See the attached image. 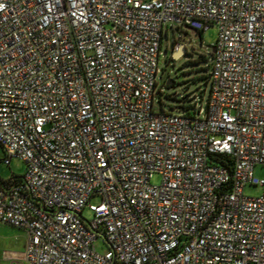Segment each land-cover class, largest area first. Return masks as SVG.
Returning a JSON list of instances; mask_svg holds the SVG:
<instances>
[{"label": "built area", "instance_id": "obj_1", "mask_svg": "<svg viewBox=\"0 0 264 264\" xmlns=\"http://www.w3.org/2000/svg\"><path fill=\"white\" fill-rule=\"evenodd\" d=\"M168 24L219 30L204 116L155 109ZM0 144L31 264H264V0H0Z\"/></svg>", "mask_w": 264, "mask_h": 264}, {"label": "rangeland", "instance_id": "obj_2", "mask_svg": "<svg viewBox=\"0 0 264 264\" xmlns=\"http://www.w3.org/2000/svg\"><path fill=\"white\" fill-rule=\"evenodd\" d=\"M218 34L217 27H211L204 33H200L186 25L168 24L165 26L158 74V82L162 85L163 96L159 97L157 94L155 98L156 110L183 114L184 110L179 107H196V110H203L202 116L205 115L210 93L206 77L212 64V50L217 42ZM181 44L186 48V52L179 58L173 57V53L180 48ZM169 79L174 82L171 86L167 84ZM5 157V150L0 144V179L7 180L13 176H23L26 171V163L20 158L13 157L10 165H7L3 161ZM254 175L260 180L264 179V166H257ZM152 183L160 184L161 176L155 174ZM262 194L261 186L245 188L247 196L258 197ZM100 202L101 199L97 196L91 200V204L94 205ZM84 217L88 220L94 217L88 207L84 210ZM26 243L27 233L25 230L0 227V264H31L21 259V251L25 249ZM96 250L104 254L107 251V246L99 241L96 244ZM11 253H17L19 260L5 258V255Z\"/></svg>", "mask_w": 264, "mask_h": 264}, {"label": "water", "instance_id": "obj_3", "mask_svg": "<svg viewBox=\"0 0 264 264\" xmlns=\"http://www.w3.org/2000/svg\"><path fill=\"white\" fill-rule=\"evenodd\" d=\"M215 49L213 48V50L212 51H214ZM186 52V48L184 47V45H180V48L176 51V52H174L173 53V57H175V58H179L180 56H182L184 53ZM174 82L171 80V79H169V80H167V84L168 85H172ZM179 109H181L182 110V108H180L179 107Z\"/></svg>", "mask_w": 264, "mask_h": 264}, {"label": "trees", "instance_id": "obj_4", "mask_svg": "<svg viewBox=\"0 0 264 264\" xmlns=\"http://www.w3.org/2000/svg\"><path fill=\"white\" fill-rule=\"evenodd\" d=\"M200 33H203L202 31H199ZM202 58V57H201ZM210 71H211V65H210ZM210 71H209V73H208V75H207V77H206V82H207V84H209V78H210ZM169 86H171V85H169ZM210 87V86H209ZM180 108H182V109H189V108H185V107H180ZM14 178H20L21 176H19V177H17V176H13Z\"/></svg>", "mask_w": 264, "mask_h": 264}, {"label": "crops", "instance_id": "obj_5", "mask_svg": "<svg viewBox=\"0 0 264 264\" xmlns=\"http://www.w3.org/2000/svg\"><path fill=\"white\" fill-rule=\"evenodd\" d=\"M2 226H6V227H12V226H9V225H0V227H2ZM14 228V227H13ZM18 229V228H17ZM27 244V243H26ZM26 247V246H25ZM24 251H25V249L24 250H22L21 252H22V254L24 253ZM16 255L17 253H11V255Z\"/></svg>", "mask_w": 264, "mask_h": 264}]
</instances>
